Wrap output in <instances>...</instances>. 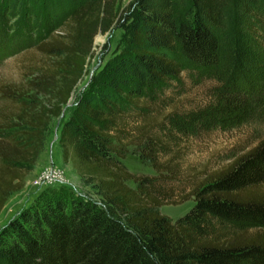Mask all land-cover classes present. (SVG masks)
I'll use <instances>...</instances> for the list:
<instances>
[{
	"label": "trees",
	"instance_id": "trees-1",
	"mask_svg": "<svg viewBox=\"0 0 264 264\" xmlns=\"http://www.w3.org/2000/svg\"><path fill=\"white\" fill-rule=\"evenodd\" d=\"M117 24L118 54L76 97L60 135L64 161L89 189L54 185L14 215L0 229V264H264V137L174 200L165 181L178 171L137 122L147 89L180 77L177 53L227 75L222 111L264 118L262 96L240 95L264 74V0H134L121 16L118 0H0V39L11 33L55 58L32 69L26 89L0 83V211L86 74L96 35ZM130 145L157 176L127 168ZM191 198L176 221L159 211Z\"/></svg>",
	"mask_w": 264,
	"mask_h": 264
},
{
	"label": "rangeland",
	"instance_id": "rangeland-1",
	"mask_svg": "<svg viewBox=\"0 0 264 264\" xmlns=\"http://www.w3.org/2000/svg\"><path fill=\"white\" fill-rule=\"evenodd\" d=\"M133 2L134 0H118L119 16L124 14ZM122 33V28L117 24L109 32L96 35L94 54L88 61L86 74L77 84L61 115L51 118L44 149L34 168L25 174L23 188L11 193L0 211V229L26 205L53 188L55 184H38L47 172L57 170L64 179L60 184L67 187L79 191L89 189L82 184L73 161H64L60 135L76 97L90 84L93 74L118 54ZM26 43H22L20 38L11 37V33L0 39V83H11L26 89V77L30 79L36 75H31L32 69L44 64H53L55 58L44 57L35 46ZM175 61L180 66V77L171 80L164 87L147 89L137 122L149 133L161 138L163 145L159 146L158 150L160 161H170V165L178 171L175 179L165 181L166 186L174 189V200H180L189 195L205 171L225 165L236 155L253 146L259 138L264 137V118L255 115L238 122L235 116L222 111L224 98L221 97V86L227 75L219 76L221 69L212 73L196 68L188 64L179 53L176 54ZM255 82L253 87L245 85L240 90V95L250 99L260 96L264 98V74ZM31 94L34 95L35 91L28 92L27 96ZM38 97L41 100L46 99L43 94H38ZM0 105H3L1 101ZM129 149L123 162L131 172L158 175L150 161L141 155L139 146L130 145ZM128 184L136 186L133 181H128ZM194 203L193 198L177 205L167 203L161 206L159 211L176 221L185 215Z\"/></svg>",
	"mask_w": 264,
	"mask_h": 264
},
{
	"label": "built area",
	"instance_id": "built-area-1",
	"mask_svg": "<svg viewBox=\"0 0 264 264\" xmlns=\"http://www.w3.org/2000/svg\"><path fill=\"white\" fill-rule=\"evenodd\" d=\"M61 173H59L57 170L47 172L45 175H43L40 180L38 181L39 185H57L64 182V179L61 177Z\"/></svg>",
	"mask_w": 264,
	"mask_h": 264
}]
</instances>
